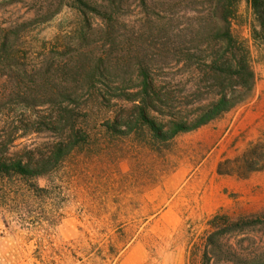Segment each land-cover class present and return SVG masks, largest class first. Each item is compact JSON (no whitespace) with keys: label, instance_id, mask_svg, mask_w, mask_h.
<instances>
[{"label":"rangeland","instance_id":"rangeland-1","mask_svg":"<svg viewBox=\"0 0 264 264\" xmlns=\"http://www.w3.org/2000/svg\"><path fill=\"white\" fill-rule=\"evenodd\" d=\"M218 3L0 0V148L16 128L13 121L23 119L9 155H37L61 137L55 128H27L28 117L45 114L44 107L11 106L9 93L17 81L5 54L11 40L27 63L23 91L38 88L48 76L55 83L88 85L81 69L99 62L120 76L97 81L118 84L137 77L133 69L144 62L168 101L167 112H154L164 120L191 118L242 87L238 74L212 64L233 55L224 37L227 26L249 47L254 71L252 88L231 109L160 144L162 152L141 133L92 124L90 141L54 172L0 181V264H123L133 251L128 264H200L196 246L215 213H264V43L254 37L251 0L225 10L231 13L227 21ZM177 51L185 56H175ZM88 93L81 96L83 108L96 100ZM133 105L112 97L90 106L89 116L100 123L108 109L126 114ZM34 181L44 189H30ZM168 193L174 194L167 206L144 219ZM226 239L246 254L264 249V222Z\"/></svg>","mask_w":264,"mask_h":264},{"label":"trees","instance_id":"trees-1","mask_svg":"<svg viewBox=\"0 0 264 264\" xmlns=\"http://www.w3.org/2000/svg\"><path fill=\"white\" fill-rule=\"evenodd\" d=\"M238 1L219 0V7L224 10V20L227 21L228 16L231 14L225 12V10H229L232 5L235 6ZM251 1L257 21L253 31L254 37L264 43V0ZM224 32V37L227 38L228 43L234 46L233 55L216 58L212 64L219 71L238 74L242 87H235L230 95L223 94L191 118L184 115H175L168 120L159 119L154 113L156 111L167 112L168 101L156 89V79L151 69L144 62L137 63L136 68L133 69L134 73L137 72V77H123L120 81H116L119 82L118 84L97 81L99 80L97 79L98 76L107 78L120 76L117 69L102 68V64L99 62L95 65H86L81 69V74L89 78L88 85L55 83L48 76V79L38 88L28 86L23 91V65L25 70L28 71L27 63L23 62L20 48L17 47L14 40H11V45L5 53L12 76L14 79L17 78V81L12 83L9 93L11 106L17 105L23 108V104H25L28 109H35L39 106L44 107L45 114L33 119L28 117L32 121L27 123V128L31 129L33 126H38L35 128L40 130L55 128L61 137L47 151L37 155L31 154L27 158L9 155L10 147L14 145V142L20 136L18 127L20 123L23 125V119L14 120L13 124H16V128L11 129L8 140L0 148V181L14 178H23L30 181L54 172L76 147L83 146L90 141V126L92 124L112 132L130 134L136 131L141 133L144 137L149 138L148 142L154 145L156 153H159L162 152L163 148L160 144L170 142L179 133L196 129L219 117L236 104L237 98L241 94L252 88L254 78L249 47L245 44V41H241L236 37L228 26L224 29ZM3 42L5 45L6 37ZM183 54L180 51L175 52V56L184 57ZM190 54L187 55V58L191 56ZM135 79L141 80L135 82ZM122 81L123 83H120ZM81 90L83 93L86 91L91 92L92 96L96 98V100L88 101L85 108L82 107L84 104L80 101L83 94L79 93ZM112 97L134 102V105L127 108L129 112L126 114L124 112L118 113L117 109L110 108L106 111L107 114L100 123H94V119L89 116L90 106L92 108V106L104 104L106 101L111 102ZM121 107L124 108L123 104ZM82 109L87 110L88 113L81 114ZM30 189L39 190L44 189V187L34 181V183H30ZM173 194L168 193L165 199L158 200L153 206H150V209L144 215V219L165 208ZM259 222H264V213L256 217L245 215L235 217L224 209L215 213L208 220L204 235L196 246L199 250L197 254L199 263L264 264V249L246 254L244 253V247L235 246L226 239L228 234L245 231ZM119 252L117 250L113 254L116 255Z\"/></svg>","mask_w":264,"mask_h":264},{"label":"crops","instance_id":"crops-1","mask_svg":"<svg viewBox=\"0 0 264 264\" xmlns=\"http://www.w3.org/2000/svg\"><path fill=\"white\" fill-rule=\"evenodd\" d=\"M134 255V251L127 256V258L124 259L123 264H128L130 262L132 256ZM140 256L135 259V262L139 260Z\"/></svg>","mask_w":264,"mask_h":264}]
</instances>
